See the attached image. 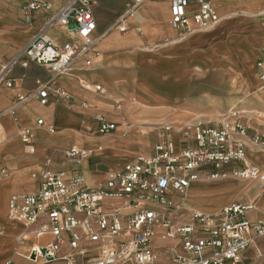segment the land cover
<instances>
[{"label": "crops", "instance_id": "0c3cea01", "mask_svg": "<svg viewBox=\"0 0 264 264\" xmlns=\"http://www.w3.org/2000/svg\"><path fill=\"white\" fill-rule=\"evenodd\" d=\"M31 1H48L52 10L40 8L27 14L24 7ZM67 1L0 0V69L40 30L44 29L59 46L77 40L74 32L61 25L48 26L52 13ZM127 2L94 0L97 30L96 42L89 53L91 65L80 58L70 72L55 75L48 67L28 61L26 66L17 64L7 72L13 86L0 88V228H5L4 234H0V264L8 261L36 264L26 257L31 246L39 239L51 238L35 235L39 222L28 226L11 217L6 219L4 214L13 195L37 189L42 170L63 171L68 179L82 176L89 186L103 185L111 171L153 153L163 125L174 124L178 116L189 121L187 124L193 122V115L205 113L211 95L226 91L228 80H232L230 72L212 70L206 58L212 44L226 41L231 28L239 35L245 33L238 20L219 24L212 30L175 29L170 23L171 0H146L128 18V30L122 32L115 23L126 11ZM213 2L216 6L217 0ZM196 7L193 3L190 8ZM220 10L217 9L221 16L227 12L225 5ZM225 50H229L227 45ZM262 54L256 64L258 77L264 83L261 64L264 51ZM236 76L238 81L244 79L240 73ZM40 82L48 85L45 104L37 96ZM150 84L155 93L148 92ZM179 85L185 87L180 98ZM57 90L67 92L71 98L58 95ZM21 96L27 97L24 104L14 113L2 115ZM100 116L115 123L116 128L99 133ZM39 119L45 124L39 125ZM26 129L33 133L34 150H28L21 137ZM176 135L179 142L181 133ZM73 147L86 150L87 155L69 157L67 151ZM248 148L249 158L264 164V153L252 145ZM237 180L202 178L192 182L182 205L188 212L186 219H190L193 211L216 213L233 202H242L254 205L249 212L253 221H264V189ZM20 234L27 240L19 242ZM151 246L164 261L174 252H181L178 241L159 236L152 240ZM243 257L246 264H264V236L256 237Z\"/></svg>", "mask_w": 264, "mask_h": 264}, {"label": "built area", "instance_id": "2783aa9c", "mask_svg": "<svg viewBox=\"0 0 264 264\" xmlns=\"http://www.w3.org/2000/svg\"><path fill=\"white\" fill-rule=\"evenodd\" d=\"M145 1L129 0L115 26L127 31L128 18ZM193 3L196 8H190ZM93 6L94 0H68L53 12L48 26L61 25L74 32L77 40L59 46L44 29L38 31L16 57L1 67L0 88L12 87L8 70L17 64L26 66L28 61L48 67L55 75L70 72L80 58L91 65L89 53L97 30ZM40 8L51 11L52 4L31 1L24 7L27 14ZM221 18L213 0H171L170 23L175 29L212 30ZM57 92L71 98L63 90ZM37 96L47 103L46 83H39ZM26 100L19 97L2 115L14 113ZM98 120L99 133L116 128L103 116ZM37 123L45 124L43 119ZM177 133H181L179 142ZM21 137L25 147L34 150L31 129L22 131ZM249 145L264 153L262 110H232L218 124L197 122L189 130L165 124L153 153L111 171L100 186L87 185L82 176L68 179L63 171L42 170L36 190L13 195L10 200L16 220L28 226L39 222L35 235L51 237L39 239L26 257L36 264H246L244 253L256 237L264 236V221H253L249 216L252 203L233 202L216 213L193 211L189 220L181 210L187 189L202 178L233 177L264 183V164L249 158ZM67 155L84 157L87 151L73 147ZM175 194L182 195L181 202L172 199ZM0 234H4L2 228ZM156 236L178 241L181 252L164 261L151 246ZM26 240L19 235V242Z\"/></svg>", "mask_w": 264, "mask_h": 264}, {"label": "rangeland", "instance_id": "374dc122", "mask_svg": "<svg viewBox=\"0 0 264 264\" xmlns=\"http://www.w3.org/2000/svg\"><path fill=\"white\" fill-rule=\"evenodd\" d=\"M218 3H223L226 7L227 12L222 14H235L239 7L238 0H224V2L223 0H217L216 8L220 10L224 5H218ZM261 24L264 27V24ZM233 37L237 39L239 35L233 34L229 38ZM229 38L227 37L226 41L222 42L221 44L216 42L212 44V49L210 50L209 55L206 58V63L212 70H223L232 74V76L229 77L232 80L229 79L227 82L226 91H221V94H212L210 97V102H208V104L206 105L207 110L204 111L205 113H197L193 115V122L187 124V122L189 121H186L185 119L181 118V116H178L174 122L177 128H187L189 130L197 122L218 124L224 121L232 110L236 109L264 111V83L258 77V67L256 64V59L262 57L263 55L262 53L264 50V39H262L261 36H256L254 38L251 37L249 40L250 42H248L250 44V47H252V50H250L251 52L249 53L253 57V66L257 68V83L255 85V82L252 81L250 83V81H247L244 71L237 62H232L227 58L226 55L231 49V44L234 43V41L229 40ZM226 45L229 47L228 51L225 50ZM261 62V64L263 65L264 58L261 59ZM237 70H239V72ZM236 73H240L243 78H245L243 79L245 81L244 83L243 80H237V78L239 77L236 76ZM237 181L242 184L248 185L255 183L259 187V189H264V186H262L261 183L257 180L239 179ZM172 199L175 202H181L182 195L175 194ZM181 213L185 218L188 217V212L186 211V209L183 208L181 210Z\"/></svg>", "mask_w": 264, "mask_h": 264}, {"label": "bare ground", "instance_id": "6f19581e", "mask_svg": "<svg viewBox=\"0 0 264 264\" xmlns=\"http://www.w3.org/2000/svg\"><path fill=\"white\" fill-rule=\"evenodd\" d=\"M262 2H264V0H238L239 7L236 13L232 15L222 14L221 22L219 23V24L225 22L235 23L238 20V23L241 26L242 33L245 32L243 35H239L237 34V32L235 33L233 32L235 31V28H231L232 30L228 32L230 33L228 38L233 34L234 35L237 34L239 35V37L237 39H235L234 37H233L234 39L229 38V40L234 41V43L231 44V49L226 56L230 61L237 62L244 71L247 81L248 82L250 81V83L253 81L255 82V85L257 83V68L253 66V57L249 53L251 52L250 50H252V47H250V44L248 42H250L249 40L251 37L254 38L256 36H261L262 39H264V27L261 24L264 19V5L262 4ZM173 87L175 86L173 85ZM222 88L224 89L223 86ZM225 88H227V86ZM147 90L150 93H155V88H153L152 84L147 86ZM177 91H178L177 93L178 97L180 98L185 93V87L179 85L177 86ZM172 95H174V93ZM10 200H8V203L6 204V212L4 214L6 219H10V217L15 219L10 209ZM2 229L3 232H5V228L2 227Z\"/></svg>", "mask_w": 264, "mask_h": 264}, {"label": "water", "instance_id": "95a60500", "mask_svg": "<svg viewBox=\"0 0 264 264\" xmlns=\"http://www.w3.org/2000/svg\"><path fill=\"white\" fill-rule=\"evenodd\" d=\"M70 28L75 29V25L74 24H71L70 25Z\"/></svg>", "mask_w": 264, "mask_h": 264}]
</instances>
